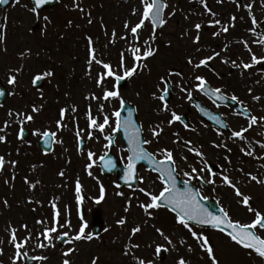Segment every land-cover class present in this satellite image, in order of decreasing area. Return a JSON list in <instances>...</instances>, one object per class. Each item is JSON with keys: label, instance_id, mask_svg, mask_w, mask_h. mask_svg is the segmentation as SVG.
<instances>
[{"label": "flooded vegetation", "instance_id": "flooded-vegetation-1", "mask_svg": "<svg viewBox=\"0 0 264 264\" xmlns=\"http://www.w3.org/2000/svg\"><path fill=\"white\" fill-rule=\"evenodd\" d=\"M32 8L33 4L30 0H26L21 6L16 0L11 1L7 7H2L0 4V90L4 92V95L0 96V130H2L0 136L5 137L0 141V156H3L5 160L3 168L0 169V181H5L6 184L11 181L15 195L19 190L32 191V198L25 201L33 208V210L31 208V212L36 214H34L36 219L43 221V223H35L33 229L32 221L22 217L19 223L21 226L27 225V228L24 227V230L20 231L21 235L28 237L35 230L37 235L44 237L41 233L45 230L44 222L49 215L46 198L44 199L46 193L51 192L56 198L54 199L55 204H60L66 209L65 212L74 218L75 214L78 211L80 213V210L83 209L84 202L88 204L90 201L91 203V200L82 191L79 193L84 197L82 204L77 200V180L81 185V172L84 167L86 172L91 171V173L100 175L102 179H107L114 190L122 192L126 197L133 196L135 202L136 200L149 201V199H143L144 192L140 191L141 188L145 189L144 186H153L157 191L156 195L165 187L164 181L160 178L161 175L150 169L149 166L152 163L150 159L135 161L137 177L133 180L135 186L123 187L118 183L115 171L120 174L128 169V158L131 152L130 145L126 143L121 131L112 132L117 119L113 113L123 109L125 117L128 104L132 105L136 111V121L142 130L143 140L152 141L150 144H143V148L152 154L151 157L157 161H164L163 149H168L173 153L175 163L170 162L177 177L176 184L180 188L183 187L181 182L194 185L205 200L217 201L225 211L227 205L221 192L222 189L236 191L223 181V176L227 175L240 191H243V188L252 190L251 188L255 187H261L264 190V184L258 182L264 179V147H261L264 144V120L259 119L264 117V102L253 99L254 96L264 98V73L256 70L260 64L254 65L251 69H243L224 62V60H234L237 65H241L251 62L252 53L261 57L257 51V43L254 41L264 38V26L257 24L232 26V22L236 23L238 18L235 16L236 19L231 22L230 15L227 16L226 13L225 16V12L221 16L222 18L220 17L218 26H201L199 30L195 26H189L187 35L191 36L192 50L185 55L186 59L191 57L193 61L199 62L201 59L213 55L214 52L220 54L209 61L207 66L199 68L194 66L195 69L189 72L176 70L174 66L164 70V58L169 61L165 62L167 64L178 60L170 46L173 43L169 39L161 37V31L165 26L159 30L151 29L150 33H147L143 27V30L140 31L139 41H135L129 32L127 39H121L118 47L115 46V42H110L111 50L106 63H111L113 69L120 74L123 73V69L119 67L121 52L125 53L126 67H131L135 61L129 48L143 45V42L148 40L154 31L156 33L154 47L158 51L154 56L142 61L147 67L139 70L137 76L126 79L127 86L125 88H121L122 82H120L119 91L125 101L123 105L119 98L108 100L110 106L108 135L106 138H102L99 144L93 145L94 156L90 159L87 150L92 147L91 142L88 141L85 147H82V134L79 137L76 135L79 131L78 128L72 125L75 127L74 131L68 130L69 122L72 121L66 119V114L61 117V109L67 108L66 104L70 102L67 98L71 93L66 96V99H63L64 96L57 86L53 88L51 86L53 83L51 77H56L57 83L63 78V73L60 72L63 70V63L61 60L57 61L55 56L64 53V44L58 40L60 34L55 32V26L48 28L47 26H34V23L29 26V22L24 17H19L20 11L24 15L33 16ZM216 14L211 11L205 16L208 19H213L216 18ZM249 17L252 20V14H249ZM225 26L229 28L227 32L222 31ZM253 28L256 29L255 34L250 31ZM198 33L200 40L195 42ZM214 33H219V35H213ZM54 36L55 38H53ZM163 41L167 44H163ZM244 41L248 42L252 53L248 51ZM57 43L58 47L56 48ZM52 44H54L53 47ZM22 53L24 55H21ZM163 53L169 55L164 57ZM261 65L264 67V63ZM47 71H51L53 74L33 84L35 76ZM169 72L177 73V75L169 77ZM13 75L16 76V82L10 84L9 80ZM197 75L206 79L207 89L208 87L212 90L219 88L221 89L220 94L228 97L229 100L233 95L239 99L232 100L234 103H227L226 99L217 103L208 94V91H202L196 87L200 83L195 79ZM162 76L169 81L167 84L161 81ZM134 79L136 81L132 83ZM115 83L114 78L108 77L109 89ZM181 85L187 91H181ZM165 88L168 91L165 92ZM69 91H72L71 87H69ZM153 93L156 95L154 96ZM188 93H191V99H189ZM160 95L165 96L164 101L158 99ZM165 104L169 111L164 110ZM34 106L39 108L38 112H33ZM56 109L59 111L60 118L53 121L54 128H52V123L46 116ZM171 111L180 115L181 120L169 124ZM9 112H12L11 116ZM207 112L218 115V120L216 118L213 121L205 119ZM27 114H31L34 119L31 121L24 119ZM253 116L257 117V123L248 128ZM21 121L23 122L21 123ZM57 121H60L63 127L58 126ZM5 122H7V127ZM156 125L163 127V132L159 137H154L152 134V129ZM244 128H248V131L244 133L246 139L232 135L234 131ZM21 129H23L22 137ZM45 131L55 132L56 135L44 137L42 133ZM108 137H111V141ZM197 152L203 155H197ZM248 152H252V155H248ZM105 155H108V161L115 164L114 168H109L110 175L107 177L102 175L101 169V157ZM227 158L236 161V170L232 176L230 173L232 167L225 166ZM211 163L221 168V173H212L208 166ZM89 164H92L91 169L88 168ZM193 168L197 171L192 172ZM61 172L64 173L63 176L60 175ZM185 173H190V175L186 176ZM251 176H256L257 180H252ZM209 180L215 182L209 183ZM204 184L206 188H203ZM39 192H41V199ZM236 196H238L237 193ZM20 201L22 202V198L14 199L13 207L18 208L19 206L15 204H21ZM238 203L236 211L246 210L248 207L242 202ZM250 205L258 211L261 210L260 207H256L258 204L251 200ZM150 211L154 213L151 217H156V222L159 221L158 224H161L165 229L172 230L171 228L177 222L176 215L165 207L161 206L159 209ZM253 215H255L254 212ZM88 216H90L92 224L98 220L103 223V233L99 237L93 238L100 240L104 237L106 216H102L99 210H95L90 215L85 211L84 217ZM148 224V222L145 223V225ZM80 226V224L77 226L76 232ZM117 227L126 230L123 226ZM134 227L125 231V238L132 253L138 254L140 260H150L153 261V264H177L180 258H168L166 256L168 251H162L160 255L156 254V246L162 242L161 239L160 242L153 233L144 235V233L138 232L133 236L132 229ZM182 227L184 226L182 225ZM255 231L264 237V230L257 228ZM63 232H67V230H62L59 235ZM25 236L22 237L25 238ZM68 238L70 239V235ZM163 246L169 249L167 242H164ZM214 250L216 251L215 246ZM24 258L26 260V256ZM184 259L188 264L189 260ZM137 263L139 264V260ZM221 264L224 263L221 262Z\"/></svg>", "mask_w": 264, "mask_h": 264}, {"label": "rangeland", "instance_id": "rangeland-1", "mask_svg": "<svg viewBox=\"0 0 264 264\" xmlns=\"http://www.w3.org/2000/svg\"><path fill=\"white\" fill-rule=\"evenodd\" d=\"M25 1L26 0H19L18 5L21 6ZM165 2L168 5V7L165 8L164 16L167 23L164 25L163 31H161V37L167 38L173 43V45L171 44L170 46L172 52L177 55L178 60L174 63L167 64L165 62L169 61L164 58V70L174 66L179 70L189 72L196 68H194L195 64L199 63L198 61H193V64H189L188 59L185 58V55L189 54L192 50V46L190 45L191 36L187 35L189 26H195L198 23L201 24V26H218V24L210 23V21L219 20L224 12L225 16L226 13L227 16L230 15L231 22L233 16L238 18L236 23L232 22V26H253L249 14H252V17L255 16L258 26H264V3H262V0H254V2L253 0H242L239 3L227 2V0H204V2H202V0H165ZM204 3H207L208 8L217 13L216 18L208 19V17H206L209 11L205 8ZM247 3L253 4L251 11L243 6ZM77 5H79V7H77ZM81 9H83V11H81ZM133 9H136L135 14H133ZM142 12L143 4L141 0H60L59 5L49 12L34 13V16L24 15L21 11L18 13L19 17L22 16L29 22V26H31L33 22L38 21L40 26H47L48 28L49 26H55V32L60 34L58 40L62 41L64 44V53L58 56L56 55L55 59H58L57 61L61 60L63 63V70H60V72L63 73V78L57 83L56 77H51V81L53 82L51 86L52 88L57 86L58 90L61 91L64 96L63 99H66V96L71 93L70 97L68 96L67 98L70 102L66 104L68 106L65 112L66 119L72 121L69 122L68 130L74 131L72 125H79L82 131V133L79 131L80 134H82L84 139L90 140L93 147H90L87 153H89V151L94 153L93 145L95 143L99 144L102 135L105 137L109 129V124L105 126L103 132L98 128L90 127V120L88 117L89 108L91 107V115L97 120V123H102L105 115L110 119L108 101L103 99L104 90L106 88L109 89L108 77L103 84H97L99 74L106 70L103 68L102 64L95 61L89 66L90 55L88 37L92 38V47L95 48L98 59L106 63L111 50L109 43L114 40L115 46L118 47L121 41L120 37L124 36L126 32L124 23L127 21L130 25H134L141 18ZM173 12L175 13L174 15H169ZM45 16L49 17L50 20L45 21ZM89 20H91V23H89ZM144 29L147 33H150L151 29L155 30L150 21H145ZM113 30L116 31V37L112 36ZM129 32L130 31H128L127 36ZM53 38H55V36ZM163 44H167V42L163 41ZM53 46L54 44H52V47ZM57 47L58 43L56 44V48ZM257 51L260 56H264V45L257 43ZM168 55V53H163L164 57ZM256 70L260 73H264V67H262L261 64ZM134 81H136V79H134L132 83ZM69 87H71L72 91H69ZM93 93L99 98L93 99ZM52 98H54V95H52ZM259 101L264 102V98ZM102 104L104 105L103 111L100 109V105ZM73 108L75 111H73ZM46 118H48V121L52 123V128H54L53 121L60 118L58 109L51 111L49 115L47 114ZM225 166L227 168L232 167L231 170L229 169L232 176L236 170V161L227 158ZM81 178V191L91 200V203L90 201L88 204L85 202L83 203V207L87 214L90 215L93 214L95 210H99L102 216H106L104 219L106 224L104 237L100 240L75 241L63 248H59L57 246L58 239H54L52 241L54 246L41 248L39 247V242L43 241L44 243H48V241H46L44 237L37 235V232L34 230L30 233L31 235H29L31 239L28 240V243L21 249V252L26 253V256L30 258L37 256L47 257V259L43 261L36 260L35 264H63V260L66 258L63 253L70 247L77 249V251L67 257L71 260V264H92L93 258H98L97 264H138L137 262L140 260V256L135 252L132 253L125 238V231L137 225H139L141 229L143 228L140 233H144V235L153 233L158 237L159 241L161 239L162 242L160 241V245L162 246L164 242L167 241L155 231L156 228H161L164 233L172 239L174 247L167 242L169 250L166 256H168V258L183 257L189 260L188 264H212L211 258H208L206 254L203 253L206 251H203L195 240L192 239L191 232L181 227L178 222L174 225L177 230L165 229L161 224H158L159 221L158 223L156 222V217H149L140 208V204L143 201L136 200L135 202L133 196L126 197V195H117L118 191L114 190L109 185L107 179H102L100 175L94 173L89 175L85 167L81 172ZM101 184L104 186L105 198L100 203H97L96 199L100 195ZM144 188L146 191L152 192L153 194L157 193L151 185H146ZM251 189L252 190L243 188L241 192L244 196L250 197L252 202L257 203L258 205H256V207H260V211L264 212V190L261 187ZM31 192L19 190L15 195L14 189L11 187V181L7 184L5 181H0V248L3 249V253L0 254V264H24L25 262V255L23 254L16 259V248L10 243V237L11 231L14 228L16 230L18 242H23L27 238L25 235H21L20 232L24 230V225L21 226L19 223L22 217L32 221L31 225L33 224V229L35 228V223L38 222L35 216L36 214L31 212L32 207L25 201L28 198H32L33 193ZM221 192L224 195V201L229 210V214L234 220H238L241 223H250L255 218V215H253L252 211H249L248 207H246V210L241 211L239 209L236 211L237 205L239 204L238 202H242V197L236 196V192L227 189L225 191L222 189ZM144 195L147 199H150L145 193ZM39 197L41 199V192H39ZM16 198H22V202L20 201L21 204H15L19 206L18 208L12 205ZM45 198L47 209L49 210V215H47L44 222L45 229L56 227L58 231L52 234L54 237L59 236L62 230L66 229L71 239V236L76 233L77 226L79 224L81 225L79 211L75 214L76 217L74 218L72 215L68 214V212H65L66 209L61 207L60 204H55L54 199L56 198H54L51 192L46 193L44 199ZM5 201L7 203H5ZM126 208L128 209L127 211H125ZM57 209H59L60 212L59 223L56 222L55 217ZM117 218H126V223L123 225V227L126 228L125 231L117 227L119 226L116 221L118 220ZM85 220L87 222L85 231L91 233L92 221L90 220V216L85 218ZM68 222L71 223L70 228L67 226ZM146 222L149 224L145 225ZM61 225H63V227H61ZM179 229L183 230L178 231ZM198 231L199 233L203 232L204 235L207 234L205 231ZM22 236H25V238ZM207 236L209 240L215 242V252L219 251L218 254H215L219 264H221V262L224 264H264V258L257 255L259 259L256 258L251 251L242 249L232 241L229 236L221 232H212ZM181 240H184V243H181ZM148 256L150 257V255Z\"/></svg>", "mask_w": 264, "mask_h": 264}, {"label": "snow or ice", "instance_id": "snow-or-ice-1", "mask_svg": "<svg viewBox=\"0 0 264 264\" xmlns=\"http://www.w3.org/2000/svg\"><path fill=\"white\" fill-rule=\"evenodd\" d=\"M17 3H19V0H16ZM49 2V0H35V6L31 9L33 13L37 12V8L41 7L43 5H46ZM204 2V0H202ZM239 3V0H237ZM254 2V0H253ZM8 0H0V4H7ZM141 3L143 4V12L141 15V18L137 23L134 25H130L129 22L124 23V28L126 30L125 35L120 37V39H127V33L130 31L132 36L134 37L135 41H139L140 39V30L145 26V21H150L152 25L154 26H160L163 27L166 23L167 20L163 16L164 9L168 7L167 3L165 0H141ZM262 3H264V0H262ZM205 8L211 12L212 10L208 8L207 3H204ZM244 7L248 8L249 11H251L253 4L252 3H247L243 5ZM79 7V5H77ZM83 11V9H81ZM136 9H133V14H135ZM175 13H170L169 15H174ZM215 15V13H212ZM236 17L233 16L232 20H235ZM45 21H49L50 18L45 16L44 17ZM252 22L253 24H257V20L255 16L252 17ZM89 23H91V20H89ZM210 23L214 24H220L219 20L215 21H210ZM234 26V25H233ZM195 28L199 30L201 28V24H196ZM229 28L227 26L223 27L222 31L227 32ZM250 31L255 34L256 29H250ZM213 35H219V33H214ZM112 36L116 37V31L113 30ZM89 40V55H90V60H89V66H91V63L93 61L102 64L103 68L106 70L103 73L99 74L97 84H103L105 79L107 77H112L116 81V83L112 86L111 89H105L103 92V99L104 100H109V99H116L119 98L121 105L125 103L124 99L121 96V92L119 91V86L120 82L125 80V79H131L133 76L138 74L139 70H142L143 68L147 67L145 63H142V61H146L149 57H152L156 54L158 49L154 47V42L156 40V33L155 31L153 32L152 36L149 37L148 40L143 42V45H137L135 47H130L129 51L132 53L133 59L135 63L131 67H126L125 65V53L122 51L121 52V59H120V65L119 67L123 69V73L120 74L117 71H115L111 65V63H105L102 60H99L97 57V53L94 47H92V38L88 37ZM200 36L199 33L195 37V42H199ZM113 43L115 42L114 40L112 41ZM256 43H260L264 45V38L259 39L257 41H254ZM171 43V42H169ZM245 46L247 47L248 51L252 53V49L248 46V42L244 41ZM141 48H143V51H141ZM199 50V49H198ZM21 55H24L22 53ZM219 53L214 52L213 55L207 56L204 59H201L198 64H195L194 66L196 68H199L201 66H207L209 61L214 59L215 56H219ZM225 63H231L235 67H242L243 69H251L254 67L256 64H262L264 63V56L257 57L255 53H252L251 56V62L247 63H242L241 65H237L236 61H228L224 60ZM189 64H193V60L191 57L188 59ZM53 73L51 71L44 72L42 74H38L37 76L34 77L33 79V84H36L39 80L43 79L44 77L51 76ZM169 77L172 75H177V73H172L169 72ZM182 75V74H179ZM162 82L167 84L169 81L165 77L160 78ZM197 81L200 83L196 85L197 88H199L202 91H210L212 92L213 95L220 93L221 89L217 88L215 90L207 89V81L206 79L201 76L197 75L195 77ZM16 82V76L13 75L11 76L9 83L14 84ZM165 92L168 91L167 88L164 90ZM181 91H187L186 88L181 85ZM251 92V89H249ZM4 95L3 90H0V96ZM155 96L156 94L153 93ZM189 99H191V93H188ZM93 99H98L94 93L92 95ZM161 101L165 100L164 95H160L158 97ZM225 99H228V97H225ZM231 100H238L239 98L235 95L230 97ZM254 100L259 101L261 99L260 96H254ZM104 105H100L101 111H103ZM164 110L169 111L167 104L164 105ZM39 108L33 107V112H38ZM67 109H61V117L64 116L65 112ZM73 111L75 109L73 108ZM9 115H12V112H9ZM20 116L21 114H17ZM113 115L117 118L115 121V127L112 128V132L115 133L119 131L122 127L127 133L130 128L135 129V131L129 135V143L131 144V153L132 155L128 158L129 163H128V169H127V174L125 175L124 179L125 181H132L135 180L136 173H135V161L137 160H142V159H148L151 157V153H148L141 145L143 144H150L152 141L144 139L143 141L140 140L139 138V129L135 128V125L132 122L131 119V113H129V117L127 120L121 121L120 116L121 113L120 111H115ZM88 117L90 120V127L93 128H98L101 132L104 131V128L106 125L109 124V117L107 115L104 116L103 122L102 123H97V120L94 119L91 115V107L89 108V113ZM24 119L31 121L34 119V117L31 114H27L24 116ZM259 119L264 120V117H260ZM181 116L178 115L175 111H171V119L168 121L169 124H172L175 121H180ZM23 121H21L22 123ZM257 123V117L253 116L251 117V122L248 126V128H251L252 125ZM58 126L63 127L60 121H57ZM5 126L7 127V122H5ZM187 127V125H185ZM248 128H244L240 131H234L232 135L234 137H239L241 139H246L244 136V133L248 131ZM2 131V130H0ZM163 132V127L161 125H156L152 129V134L154 137H159V135ZM23 129H21V137H22ZM39 134V133H38ZM44 137H49L55 136V132H48L45 131L42 133ZM77 137H79L80 132L77 131L76 133ZM4 136H0V141L4 140ZM109 141H111V137H108ZM190 143V142H189ZM224 147H227L224 145ZM261 147H264V144L261 145ZM163 154L165 157V161H171L172 163H175L173 159V153L168 150V149H163ZM229 151H231L229 149ZM243 151V149H242ZM248 155H252V152H248ZM197 155L202 156L203 154L200 152H197ZM89 158L91 159L94 156V153L89 151L88 153ZM103 159V157H101ZM5 163L4 157L0 156V169L3 168V165ZM15 163V162H12ZM107 167L109 168H114L115 164L112 161H108ZM88 168H92V164L88 165ZM210 170V169H209ZM197 170L195 168L192 169V172H196ZM60 175H64L63 172L60 173ZM89 175H92L91 171L89 172ZM185 175H190V173H185ZM165 184V187L159 192L158 195L153 194L152 192L146 191L145 189L141 188L140 191L144 192L150 199L148 202H142L140 204V207H142L145 211V213L151 217L153 216V212L150 210H155L159 209L162 206V202L167 203L168 205L172 206V210L176 213V220L179 224L183 225L185 228H188L189 231L191 232V235L196 238L200 242V247L207 252L208 256L211 258L212 264H219V261L214 254V246L210 243L209 238L203 234V232L197 233L196 231L192 230V225L190 224V221H194L200 225H211L212 227L224 232L226 231L227 235L230 237L232 241L235 243L243 246L244 248L250 249L254 251L256 254H258L260 257H264V237H261L255 230L257 228L264 230V213H261L260 211L254 209L250 205V200L251 198L248 196H244L240 189L236 187V184L232 182V180L227 176H223V181L233 187L237 193L238 196L242 197V203L246 206H248L249 211H252L255 213V219L251 223H241L240 221H234L228 214L227 211L224 209H221L222 215H216L214 212L209 211L207 208H205L203 205L199 203V201L196 199V194H194L191 189H186L184 191H181L180 188L176 186V179L175 176L173 175V170L171 168L165 169L162 171L161 177H160ZM142 179V178H141ZM252 180H257L256 176H251ZM209 183H214V180H209ZM261 184H264V179H261L258 181ZM34 187V185H33ZM119 187V185H118ZM76 191H77V200L79 203L82 204L84 197L79 195L81 191V185L79 183V180H77V186H76ZM104 186L101 184L100 186V195L96 199L97 203H100L105 197H104ZM117 195H123L122 192H118ZM5 203H7L5 201ZM130 205V201H129ZM55 207V205H54ZM128 209L126 208L125 211ZM59 216L60 212L59 209L56 210L55 217H56V222L59 223ZM80 220H81V226L79 227V230L71 236V239L68 241L69 243H73L75 241H81V240H86V241H91L94 237L93 234L86 232L85 229L87 228V222L85 220V217L83 213L80 214ZM38 223H43V221H38ZM117 223L121 226H123L126 223V218H121L120 220L117 221ZM67 226L70 228L71 223L68 222ZM27 228V225L24 226ZM63 227V225H61ZM142 229L139 225L135 226L132 229V235L134 236L136 233L140 232ZM58 229L56 227H50L46 228L41 235L44 236V239L48 241V243H44L43 241L39 242V247L45 248L49 246H54L52 241L54 239H60L62 237H68L69 233L68 232H63L61 235L54 237L52 234L57 233ZM157 233L160 236H163L165 240L168 242L169 245H172L174 247L172 239L167 236L164 231L161 228H156ZM31 237H27L23 242H18L17 241V236H16V230L13 228L11 231V237H10V243H12L15 248H16V254L15 257L18 259L22 254L27 255L26 253H22L21 249L28 243V240H30ZM181 243H184V240L180 241ZM136 247H139V245H136ZM169 249L157 244L156 246V254L160 255L162 251H168ZM191 250V249H190ZM77 251L75 248H68L64 251L63 255L66 257L63 260V264H71V260L68 259L72 253ZM3 253V249L0 248V254ZM33 260H46L47 257L45 256H37V257H32ZM98 258H93L92 264H97ZM139 264H153V261H144V260H139ZM177 264H187L186 260L181 257L178 261Z\"/></svg>", "mask_w": 264, "mask_h": 264}, {"label": "water", "instance_id": "water-1", "mask_svg": "<svg viewBox=\"0 0 264 264\" xmlns=\"http://www.w3.org/2000/svg\"><path fill=\"white\" fill-rule=\"evenodd\" d=\"M34 2H35V0H34ZM56 4H57V0H49V2H48L46 5H43V6H41V7H38L37 10H42V9H45V8L53 7V6H55ZM163 13H164V12H163ZM157 26H158V25H157ZM217 96H219V95H217ZM187 189H191V191H192L194 194H196V199L199 201V203H200L201 205H203V206H204L205 208H207L209 211H212V212H214V213L217 215V211H216L215 206H214L213 204L204 203V202L200 199V197L198 196L197 192H196L193 188L188 187ZM182 191H184V190H182ZM163 203L165 204V202H163ZM166 205H168V204L166 203ZM168 206L172 209V206H170V205H168ZM220 215H222V214H220ZM190 222H192V223H194V224H196V225H198V226H202V227H211V228H213L211 225H200V224H198V223H196V222H194V221H190ZM94 232H95V234H99V232H100V227H99V225L94 227ZM65 241H66V238H65V237H62L61 240L59 241V243H60V244H63ZM32 263H33L32 261H29V262H28V264H32Z\"/></svg>", "mask_w": 264, "mask_h": 264}]
</instances>
